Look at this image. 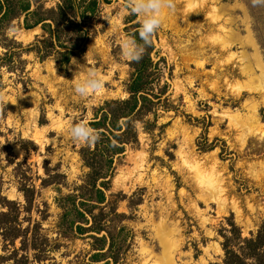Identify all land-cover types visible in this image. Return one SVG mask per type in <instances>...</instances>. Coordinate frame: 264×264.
Returning a JSON list of instances; mask_svg holds the SVG:
<instances>
[{"label": "rangeland", "instance_id": "374dc122", "mask_svg": "<svg viewBox=\"0 0 264 264\" xmlns=\"http://www.w3.org/2000/svg\"><path fill=\"white\" fill-rule=\"evenodd\" d=\"M28 1L29 10H37L46 23L60 18L62 0ZM88 1L64 9L81 25L75 32L68 24L60 34L75 53L66 64H59L65 47L44 48L37 40L51 41L49 33L41 24L26 28L25 13L0 23V91L8 98L0 114V195L24 204L18 187L19 174L26 171L36 193L31 211L20 217L40 221L46 243L54 247L42 260L29 251L28 264L103 263L90 260V232L65 237L56 225L61 198L74 192L88 171L79 154L86 144L74 142L69 130L85 116L90 124L106 100L128 97L133 69L120 56L117 41L133 37L142 18L127 10L126 0H96L93 12ZM251 2L197 0L189 6L188 0H176L147 48L163 71L152 89L166 90L161 98L171 109L157 105L149 130L134 122L137 141L114 157L106 178L107 201L127 216L121 220L128 234L119 264H161L165 251L175 264L221 261V235L231 222L248 235L264 220V59L257 39L258 34L264 44V4L250 10ZM34 18L28 15V23ZM89 67L101 73L105 87L81 98L72 79L77 71L83 78ZM164 81L168 87H162ZM153 119L152 112L144 117ZM208 180L219 183L215 199L205 192ZM162 231L171 235L162 238ZM8 253L0 239V255ZM11 263L0 258V264Z\"/></svg>", "mask_w": 264, "mask_h": 264}, {"label": "trees", "instance_id": "16d2710c", "mask_svg": "<svg viewBox=\"0 0 264 264\" xmlns=\"http://www.w3.org/2000/svg\"><path fill=\"white\" fill-rule=\"evenodd\" d=\"M75 3L76 0H62V3L57 7L60 18H52V22L46 23L45 17H40L37 10H29L31 4L28 0H19L18 2L0 0V23L6 19L17 17L20 12L25 13L24 26L26 28L41 24V28L49 33L51 41L48 42V39L37 40L44 48L52 49L55 45L56 47H65L64 51H59L62 56L59 64H66L75 53L74 48L62 44L60 34L68 24H72L73 28H76L75 32L81 31V25L71 21L64 11L65 8H73ZM88 3L87 9L93 12L96 8V0H89ZM14 4L20 5L19 11L15 9ZM255 6H252L250 10L255 9ZM50 10L54 11V9ZM250 14L257 20L253 11ZM28 15L35 16L33 22L28 23ZM138 29L133 31L132 36L140 43ZM257 39L262 47L264 59V44L258 34ZM75 47L78 46L75 45ZM152 47L153 44L149 48ZM36 50H42L40 45L36 47ZM149 51L150 49H147L140 62L130 61L133 70L127 86L128 97L106 100L103 105L97 108L90 126L101 130V139L93 147L86 145L80 148V157L88 171L74 192L63 196L59 202L60 207L63 208L56 224L59 234L73 237L77 233L90 232L89 235L93 239L91 243L93 252L90 254V260L93 263L103 261L102 264H119L120 256L127 246L128 228L121 224V220L127 216L117 212L116 207L107 201L105 194V190L109 187V180L106 178L111 175L114 157L124 152L125 144L137 141L135 121L141 122L144 129L149 130L157 120V105L163 106L165 110L171 109L170 106L163 103L161 98L166 90L161 89L159 93H156L152 89L153 82L159 81L163 71L159 61L154 62ZM45 53L48 54V51L46 50L42 55L46 56ZM162 87H168L167 81H164ZM151 112L153 121L144 120V117ZM21 146L26 150L25 143ZM23 163L25 162H17L18 165ZM47 170L48 168H45L46 173ZM21 171L18 190L24 197V204L0 195V206L4 208L0 209V239L3 242L4 250L9 252L7 255H0V258L11 259V264H28L29 251H32L34 260L45 259L48 256V251L54 248L46 243L48 238L41 232L40 221L32 222L29 216L20 217L22 211H31L36 193L34 184L30 182V176L26 171ZM58 175L60 174L56 173L49 179H43L41 184L48 183ZM104 207H108L109 210L104 211ZM95 208L100 209L98 215L94 213ZM23 221H27V224L24 225ZM221 236L223 238L221 242L223 257L221 261L208 264H264V220L255 232L250 231L248 235H242L240 228L231 222L228 232L222 233ZM16 240H19L17 247L15 246ZM20 251L23 253L19 254Z\"/></svg>", "mask_w": 264, "mask_h": 264}, {"label": "clouds", "instance_id": "9594fccd", "mask_svg": "<svg viewBox=\"0 0 264 264\" xmlns=\"http://www.w3.org/2000/svg\"><path fill=\"white\" fill-rule=\"evenodd\" d=\"M197 0H188L189 6H195ZM253 4H264V0H252ZM127 10L140 16L141 23L138 29V43L134 37H121L117 43L120 49V56L128 61L140 62L151 46L152 40L157 31L163 26L166 16L165 13L175 11L176 0H126ZM9 31L15 30V25H11ZM88 63V54L84 58ZM87 65V64H86ZM74 92L81 98H88L99 94L105 87V80L101 73L96 69L89 67L83 78L78 77V71L74 73ZM8 105V98L3 91H0V114L3 113ZM70 135L74 142L86 144L90 147L95 146L101 139V130L90 126L87 116L73 124L70 128ZM206 194L210 198H217L220 193V186L217 181L208 180L204 183ZM165 238L171 235V232L164 234ZM161 264H168L169 256L167 253L160 257Z\"/></svg>", "mask_w": 264, "mask_h": 264}, {"label": "bare ground", "instance_id": "6f19581e", "mask_svg": "<svg viewBox=\"0 0 264 264\" xmlns=\"http://www.w3.org/2000/svg\"><path fill=\"white\" fill-rule=\"evenodd\" d=\"M30 33H31V32H30ZM28 35H29V34H28ZM29 37H30V36H29ZM29 37H28V38H29ZM25 39H27V37H25ZM202 181H203V180H202ZM204 182H205V181H204ZM163 230H164V229H163ZM164 232H165V231H164ZM164 232L162 231V234H161V237H162V238L165 237V235H164L165 233H164ZM165 253H167V255L169 256L168 264H175V263L173 262L171 256L168 254L169 252L165 251ZM165 253H164V254H165Z\"/></svg>", "mask_w": 264, "mask_h": 264}]
</instances>
